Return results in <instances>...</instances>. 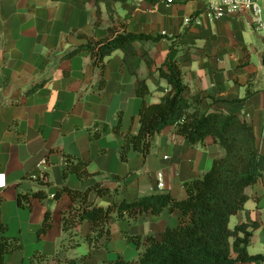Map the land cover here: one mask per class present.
Returning a JSON list of instances; mask_svg holds the SVG:
<instances>
[{
	"label": "crops",
	"instance_id": "0c3cea01",
	"mask_svg": "<svg viewBox=\"0 0 264 264\" xmlns=\"http://www.w3.org/2000/svg\"><path fill=\"white\" fill-rule=\"evenodd\" d=\"M100 12L99 21L98 8L83 0H0V183H6L0 186V225L22 245L4 264H31L37 252L49 258L59 255L61 260L86 257L89 264L119 257L136 262L138 249L125 234L161 239L167 229L179 226L180 212L167 209L159 216L149 214L134 222L113 220L112 239L104 248L95 250L83 242L59 252L64 238L62 214L72 202L66 194L56 198V193L64 186L85 190L97 184L118 190L116 195L94 196L101 207L160 192L184 200V183L202 178L223 156L218 145L191 146L168 127L156 138V147L146 160L134 151L127 162L120 160L123 137L115 131L118 116L122 115L123 134L136 132L143 103L137 96L138 80L123 66V52L110 57L102 90L101 70L89 52L64 57L87 44L79 34L101 40L111 28L121 30V25L133 34L164 37L156 44H136L142 58L138 78L146 79L150 90L145 97L148 105L159 103L169 91L156 69L170 49L167 38L181 36L182 44L188 46L180 57L184 83L193 93L219 101L214 109L237 114L253 125L263 177L247 188L248 200L231 217L229 227L256 226L248 252L264 255V36L254 33L249 17L216 19L198 1L118 0L113 18L104 4ZM97 132L100 137L94 138ZM67 156L86 163L92 177L81 180L71 174L65 180ZM45 174L52 182L50 187L34 182ZM40 190L49 195L45 202L33 198L31 208L18 205L19 193ZM47 212L53 226L38 240L37 231ZM89 234L91 227L85 221L79 235L85 239Z\"/></svg>",
	"mask_w": 264,
	"mask_h": 264
},
{
	"label": "trees",
	"instance_id": "16d2710c",
	"mask_svg": "<svg viewBox=\"0 0 264 264\" xmlns=\"http://www.w3.org/2000/svg\"><path fill=\"white\" fill-rule=\"evenodd\" d=\"M83 1L98 8L100 21V5L104 4L113 18L118 0ZM120 28L121 30L117 27L111 28L108 36L101 40L79 34V38L86 39L87 44L74 49L64 57L71 59L81 52H89L94 65L101 70L99 89L102 90L106 86L104 74L110 57L116 51L123 52V66H127L138 80L137 96L143 103L136 132L123 134L122 115L118 116L119 123L115 131L123 137L120 160L127 162L131 151L142 155L146 160L156 147V138L168 127H173L174 133L184 137L191 146L206 145L207 142L218 145L223 151V156L213 162L211 170L202 178L184 183L183 187L187 193L184 200H177L170 193L160 192L133 202L122 200L101 207L96 204L93 197L116 195L118 190L112 191L102 184L85 190L64 186L55 197L59 198L66 194L72 203L62 214L64 238L59 244V252L62 249L77 248L83 242L92 249H102L112 239L113 220L134 222L139 217L149 214L159 216L168 209L182 214L178 227L167 229L161 239L153 235L139 237L125 234L127 241L136 245L139 252L138 260L130 262L119 257L115 261L103 264H264V255L252 256L248 252L256 226L241 225L234 230L229 227L231 217L238 214L248 200L247 188L255 185L263 177L259 168L260 153L253 125L237 114L214 109L219 101L213 97L193 93L184 83L180 57L188 46L182 44L181 36L167 38L171 42L170 49L163 65L156 69L158 76L167 81L169 91L159 103L148 105L145 97L150 94V90L147 80L138 78L137 71L142 58L137 52L136 44L142 42L156 44L164 37L133 34L127 31L125 25H121ZM148 65L151 68L153 66L151 62ZM40 87L33 88L30 94ZM207 101L208 106L204 108ZM238 102L242 101L232 103ZM99 137L100 133H95L94 138ZM66 159V169L63 173L65 180L71 174L77 175L81 180L92 177L86 163L71 156H67ZM115 179L120 180L117 177ZM34 182L42 187L52 185L48 174ZM33 198L45 202L49 195L44 190L19 193L18 205L22 208H31ZM85 221L90 224L91 234L82 239L79 228ZM52 226V215L47 212L41 228L37 231L38 240H41ZM0 230L2 232L0 264H4L8 255L21 251L22 245L18 238L6 235L5 226L0 225ZM31 264L89 263L86 257L61 260L59 255L49 258L37 252L31 259Z\"/></svg>",
	"mask_w": 264,
	"mask_h": 264
},
{
	"label": "built area",
	"instance_id": "2783aa9c",
	"mask_svg": "<svg viewBox=\"0 0 264 264\" xmlns=\"http://www.w3.org/2000/svg\"><path fill=\"white\" fill-rule=\"evenodd\" d=\"M167 4L187 3L190 1H198L205 4L209 14L218 19L223 17L250 18V24L254 31L260 32L264 36V0H159ZM190 19L186 20L189 24ZM161 174L158 175L159 188H162ZM5 182L0 183L1 187L5 186Z\"/></svg>",
	"mask_w": 264,
	"mask_h": 264
},
{
	"label": "rangeland",
	"instance_id": "374dc122",
	"mask_svg": "<svg viewBox=\"0 0 264 264\" xmlns=\"http://www.w3.org/2000/svg\"><path fill=\"white\" fill-rule=\"evenodd\" d=\"M254 33H256V34H258V35H260V36H263V34L260 33V32L254 31Z\"/></svg>",
	"mask_w": 264,
	"mask_h": 264
}]
</instances>
